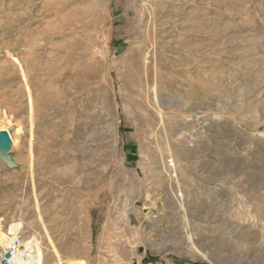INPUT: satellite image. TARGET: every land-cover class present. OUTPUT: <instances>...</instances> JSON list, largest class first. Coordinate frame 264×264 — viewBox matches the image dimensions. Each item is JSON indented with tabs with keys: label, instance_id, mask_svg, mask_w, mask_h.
Returning a JSON list of instances; mask_svg holds the SVG:
<instances>
[{
	"label": "rangeland",
	"instance_id": "obj_1",
	"mask_svg": "<svg viewBox=\"0 0 264 264\" xmlns=\"http://www.w3.org/2000/svg\"><path fill=\"white\" fill-rule=\"evenodd\" d=\"M0 76V249L264 264V0H0Z\"/></svg>",
	"mask_w": 264,
	"mask_h": 264
},
{
	"label": "bare ground",
	"instance_id": "obj_2",
	"mask_svg": "<svg viewBox=\"0 0 264 264\" xmlns=\"http://www.w3.org/2000/svg\"><path fill=\"white\" fill-rule=\"evenodd\" d=\"M23 79H25V78H23ZM25 84H27V83H25ZM149 90H150V88H149ZM27 97H28V95H27ZM153 99H154V101L156 100L155 95H153ZM66 102H68V101H66ZM64 103H65V101H64ZM0 163H3L2 159H0ZM1 182H2V180L0 178V183ZM20 227H21V224L20 223H16V224H11L6 229L5 233L9 234V240H8V243L4 244V247L2 248V250L13 246L15 251H16V255H15L14 259H13L14 260V264H32L34 262V258H35L34 248L32 247L33 240L32 239H28V240H25V241L19 240V238L16 237V234H17V231L20 230ZM3 240H4V235L2 233H0V245L3 243ZM73 264H77V263H73Z\"/></svg>",
	"mask_w": 264,
	"mask_h": 264
},
{
	"label": "water",
	"instance_id": "obj_3",
	"mask_svg": "<svg viewBox=\"0 0 264 264\" xmlns=\"http://www.w3.org/2000/svg\"><path fill=\"white\" fill-rule=\"evenodd\" d=\"M11 144L12 140L9 133L6 130H0V159H2L5 164L0 170L17 167V164L12 159V154L9 152ZM0 184H3V182ZM9 255V252L5 253V257H9Z\"/></svg>",
	"mask_w": 264,
	"mask_h": 264
},
{
	"label": "built area",
	"instance_id": "obj_4",
	"mask_svg": "<svg viewBox=\"0 0 264 264\" xmlns=\"http://www.w3.org/2000/svg\"><path fill=\"white\" fill-rule=\"evenodd\" d=\"M9 252V257H5V253ZM16 255V251L13 246L3 249H0V264H14V257Z\"/></svg>",
	"mask_w": 264,
	"mask_h": 264
}]
</instances>
